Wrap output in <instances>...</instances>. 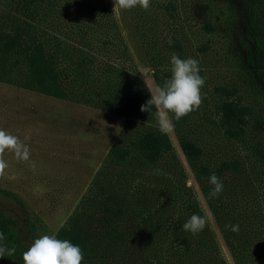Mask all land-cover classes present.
Returning a JSON list of instances; mask_svg holds the SVG:
<instances>
[{
	"label": "trees",
	"instance_id": "obj_1",
	"mask_svg": "<svg viewBox=\"0 0 264 264\" xmlns=\"http://www.w3.org/2000/svg\"><path fill=\"white\" fill-rule=\"evenodd\" d=\"M13 1L0 0V82L58 99L81 97L89 106L126 119L108 157L122 168L118 179L126 184L120 187L136 194L132 195L131 201L126 195V201L117 197L122 190L118 186L108 190L103 184H106L104 178L108 180L110 175L100 171L103 179L88 190L66 225L56 234L57 238L79 245L84 255L82 264H214L210 260L213 245L210 225L196 235L182 228L192 214L203 216V210L191 191H187V195L182 191L184 167L169 133L159 130L156 109L140 111V106L151 99V94L137 75L138 69L128 46L117 45L116 21L109 6L101 8L90 3L86 15L74 18V12L67 10L71 0H16L21 9ZM74 2L82 5L84 0ZM201 7L207 17L196 32L205 41L197 49L201 52L227 49L232 82L226 87L224 105L236 121L241 145L248 147L252 144L249 141L255 140L250 148L260 157L264 174V140L259 137L264 134V128L254 126L260 120V113L255 109L257 100L264 101V0H250L247 35L252 44L239 39L246 53L244 57L235 51L233 33L238 26L235 5L226 1L223 7L216 1L205 0ZM148 30L153 31L154 27ZM158 32L147 31L152 35L150 46L155 49L150 58L152 74L158 86H162L171 75V55L176 53L184 59L185 54L182 40L176 36L172 40L166 36L161 46H157ZM255 58L260 61L258 77L248 69L255 65ZM66 69L72 78L68 79ZM199 74L206 78L202 72ZM241 90L247 91V97H253L250 106ZM202 100L197 111L179 121L169 113L179 146L202 185L216 225L236 263L264 264V180L257 182L252 171H246L244 180L236 178L233 181L232 176H237L243 165L239 160L223 162L217 169L205 160L203 148L190 132L194 115L206 107V92L202 94ZM261 119L264 121V115ZM159 165L166 170L164 172L173 184L165 197L163 182L154 184L155 193L152 198H147L149 194L145 190L152 189L143 188L140 177L145 170L148 172ZM129 167L135 178L127 184L121 178L127 176ZM213 172L223 182V191L218 198L210 199L208 177ZM225 172L230 177H224ZM233 189L249 201L255 198V208L250 211L238 209L231 198L235 195ZM141 190L144 191L138 193ZM0 196L23 207L19 198L5 189L0 188ZM130 222L150 239L148 247L154 244L157 236L171 238V243L165 245L169 256L159 255L160 259L155 260L113 254L111 249L125 240L122 227ZM226 224H238L239 231L227 229ZM18 226L19 220L15 217L0 213V232L6 238L0 243L16 248L15 255L0 258V264H23L21 254L25 249L19 241ZM165 246L158 245L156 249L163 251Z\"/></svg>",
	"mask_w": 264,
	"mask_h": 264
},
{
	"label": "rangeland",
	"instance_id": "obj_2",
	"mask_svg": "<svg viewBox=\"0 0 264 264\" xmlns=\"http://www.w3.org/2000/svg\"><path fill=\"white\" fill-rule=\"evenodd\" d=\"M74 1L69 2L67 9L74 12V18L82 14L86 15L90 3L101 8L109 6L112 17L116 21L114 33L118 39L117 45L126 44L128 46L138 69L137 75L149 91L155 92L158 84L153 77L150 65V58L154 55L155 49L150 46L152 35H149L147 31L149 33L159 31L160 39L157 46H161L164 42L162 39L166 36L169 40L176 37L181 38L185 58L197 59L200 72L206 77L201 95L206 92L208 102L202 111L194 115L190 127L192 137L204 150L205 160L216 169L223 162L239 160L243 165L237 175L239 177L232 176L233 181L236 178L244 180L246 171L248 173L252 171L257 182L264 180L260 157L250 148L255 140L249 141L252 144L248 147L245 144L241 145L239 134L236 133V121L230 115V111H226L227 107L224 105V101L227 100L226 87L232 82L231 59L227 49L226 51L212 49L208 52H201L197 49L205 41L196 32L207 17L201 7L202 3L205 4V0H151L148 10L135 7L128 10L117 8L115 11H113L115 0H84L82 5H78L79 3L76 5ZM213 1L223 7L226 6V1L235 5L238 23L233 33L235 51L244 57L246 53L239 39L250 46L252 44L247 35L250 0ZM13 3L20 9L22 8L19 1L15 0ZM150 27H154V30H148ZM54 35L59 36L55 32ZM156 40L153 41L155 45ZM255 59V65L249 66L248 69L258 77L260 61L258 58ZM65 71L68 72V69ZM67 75L68 79L72 78L69 72ZM241 92L247 97V91L241 90ZM247 98L245 102L250 106V99L253 97L248 96ZM255 109L260 113V116L258 115L260 120L254 126L263 129L264 121L261 118L264 115V101L261 98L257 100ZM125 123V117L89 106L81 97L70 96L65 100L58 99L0 82V128L18 136L31 149L28 162L18 161L11 152L6 150L3 158L8 167L4 175L0 176V188L11 192L23 203L21 208L13 200L0 196V213L19 220L20 226L17 227L19 241L25 250L34 239L44 234L56 235L66 225L88 190L95 185L96 181L103 179L99 173L102 170L108 176L110 175L109 181L104 178L106 184L103 185L108 190L118 186L122 191L117 194V197L124 198L126 195L128 200H132V195L136 193L132 190L124 191L120 187L121 184H126L118 179L122 168L108 157L109 150ZM168 133L184 167L181 176L182 191L186 195L190 191L193 193L203 210V216L208 218L213 234L211 262L237 264L216 225L202 185L195 177L179 146L175 127ZM259 137L264 140V134ZM33 161L35 162L34 170L30 166ZM127 169H129L127 176L121 179L127 181L128 184L135 178V175H131V167ZM164 170L163 166L159 165L152 167L148 172L145 170L141 175L143 188L145 186L147 189H152V191L145 190L149 194L147 198H152L155 193L153 186L160 182H163L162 185L166 189L164 197L169 194L168 190L173 183ZM223 176L230 177V174L225 172ZM142 191L144 190L138 193ZM232 193L235 194L231 197L232 201L236 203L238 209L246 208L250 211V208H255L256 204H253V201H256L255 198L249 201L241 194H237L236 189H233ZM124 200L127 199L124 198ZM122 230L125 240L122 245L111 249L113 254L149 257L155 260L160 259L159 255L169 256V250L165 249L167 247L165 245L171 243V238L157 236L153 241L154 244L148 247L150 239L142 235L143 232L131 222L122 227ZM158 245L165 246L163 251L156 249Z\"/></svg>",
	"mask_w": 264,
	"mask_h": 264
},
{
	"label": "clouds",
	"instance_id": "obj_3",
	"mask_svg": "<svg viewBox=\"0 0 264 264\" xmlns=\"http://www.w3.org/2000/svg\"><path fill=\"white\" fill-rule=\"evenodd\" d=\"M140 7L148 10L150 0H115L114 10L132 9ZM170 78L165 80L162 86H158L155 92H151V99L140 106L141 112H151L156 109L157 123L162 133L170 131L174 124L169 119L171 113L176 121L197 111L202 104L201 89L205 85V78L200 73L199 61L195 58H180L173 53L170 57ZM11 152L18 161L28 162L31 157L30 147L20 140L16 135H12L0 128V176L4 175L8 167L3 158L5 151ZM32 169H35V162H31ZM211 185L209 198H218L223 191V182L213 172L208 177ZM174 219H178L175 217ZM205 216L192 214L182 225L186 232L196 235L204 230L208 224ZM225 227L233 232L239 231V225L226 224ZM5 236L0 232V242L5 240ZM16 248L0 243V258L15 255ZM23 264H82L84 255L79 245H75L69 240L58 239L55 234H44L33 240L31 245L22 252Z\"/></svg>",
	"mask_w": 264,
	"mask_h": 264
}]
</instances>
